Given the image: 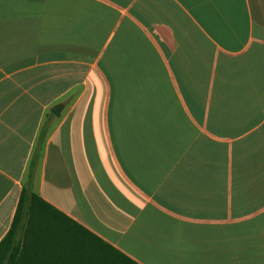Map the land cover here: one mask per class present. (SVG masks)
<instances>
[{
  "label": "crops",
  "instance_id": "1",
  "mask_svg": "<svg viewBox=\"0 0 264 264\" xmlns=\"http://www.w3.org/2000/svg\"><path fill=\"white\" fill-rule=\"evenodd\" d=\"M48 209L138 264H264V0H0V264H61Z\"/></svg>",
  "mask_w": 264,
  "mask_h": 264
},
{
  "label": "trees",
  "instance_id": "2",
  "mask_svg": "<svg viewBox=\"0 0 264 264\" xmlns=\"http://www.w3.org/2000/svg\"><path fill=\"white\" fill-rule=\"evenodd\" d=\"M49 128V123L44 122L39 129L38 136L36 139V144L32 151V157L28 164V175L29 178H32L39 161V153L40 149L45 142V138L47 135V131ZM31 190L28 188L24 190L23 196L25 197L27 190ZM29 190V191H30ZM37 201H40L38 197L32 194ZM52 211V216H48V222L52 224L56 220V222L62 221V236H63V252H62V262L61 264H138L125 255L121 254L114 248L110 247L100 239H98L95 235L84 229L83 227L77 225L72 222L70 219L65 217L64 215L58 213L54 209H48ZM19 211V210H18ZM56 218L54 219V215ZM47 217V218H48ZM18 216L16 215L15 221L12 225V228L6 238L0 245V250L10 249L11 252V260L14 262L17 256L20 254V244L13 243L12 239L16 237V224H17ZM47 238L53 237V231L47 230ZM72 238L76 240V243L73 242V248L70 246H66V239ZM12 242V244H11ZM9 260V261H11Z\"/></svg>",
  "mask_w": 264,
  "mask_h": 264
},
{
  "label": "water",
  "instance_id": "3",
  "mask_svg": "<svg viewBox=\"0 0 264 264\" xmlns=\"http://www.w3.org/2000/svg\"><path fill=\"white\" fill-rule=\"evenodd\" d=\"M61 106H56V107H54L52 110H51V113L53 114V115H55V116H59V113H60V111H61Z\"/></svg>",
  "mask_w": 264,
  "mask_h": 264
}]
</instances>
